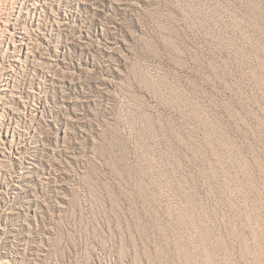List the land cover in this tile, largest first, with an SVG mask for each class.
Returning a JSON list of instances; mask_svg holds the SVG:
<instances>
[{"label":"rangeland","instance_id":"374dc122","mask_svg":"<svg viewBox=\"0 0 264 264\" xmlns=\"http://www.w3.org/2000/svg\"><path fill=\"white\" fill-rule=\"evenodd\" d=\"M0 264H264V0H0Z\"/></svg>","mask_w":264,"mask_h":264}]
</instances>
